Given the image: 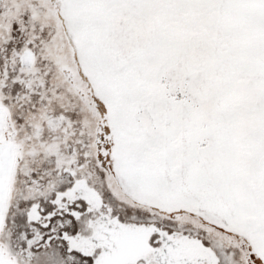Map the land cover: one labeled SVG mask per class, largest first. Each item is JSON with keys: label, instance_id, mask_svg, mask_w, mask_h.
Masks as SVG:
<instances>
[{"label": "snow or ice", "instance_id": "snow-or-ice-1", "mask_svg": "<svg viewBox=\"0 0 264 264\" xmlns=\"http://www.w3.org/2000/svg\"><path fill=\"white\" fill-rule=\"evenodd\" d=\"M0 264H264V0H0Z\"/></svg>", "mask_w": 264, "mask_h": 264}]
</instances>
